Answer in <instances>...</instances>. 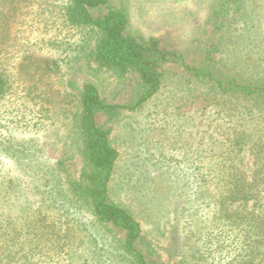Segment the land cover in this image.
<instances>
[{
  "label": "trees",
  "instance_id": "1",
  "mask_svg": "<svg viewBox=\"0 0 264 264\" xmlns=\"http://www.w3.org/2000/svg\"><path fill=\"white\" fill-rule=\"evenodd\" d=\"M243 4L218 0L215 27L239 20L240 26L258 31L253 20L245 19ZM128 25L127 12L109 0H0V104L27 110L36 101L39 119H49L46 90H35L52 61L55 74L60 68L57 59L50 62L44 56V49L67 50L68 55L87 50L88 62L127 80V93L120 98L106 97L90 81L76 85L69 138L82 168L74 178L63 173L64 160L43 158L38 137L13 136L0 117V156L9 159L8 167L0 166V264H95L80 256L87 241L94 252H118L129 264H168L143 252L141 222L111 194L120 153L101 117L139 110L161 90L171 61H181L191 79L210 87L211 101L226 123V140L214 155L218 160L206 163L218 185L214 229H208L215 235L212 251L225 248L217 264H264V205L249 204L264 188V64L222 66L210 59L214 46L205 50L199 64L188 63L178 51L163 47L159 38L141 39L128 32ZM246 151L254 158L249 175L241 168ZM16 169L27 178L17 176ZM198 198L194 193L196 203ZM193 255L195 264L213 259L211 252L195 250ZM177 264H191V259L184 257Z\"/></svg>",
  "mask_w": 264,
  "mask_h": 264
},
{
  "label": "rangeland",
  "instance_id": "2",
  "mask_svg": "<svg viewBox=\"0 0 264 264\" xmlns=\"http://www.w3.org/2000/svg\"><path fill=\"white\" fill-rule=\"evenodd\" d=\"M216 2L219 7L218 0H109V4L127 12L128 32L141 39L159 38L163 47L178 51L188 63L199 64L214 46L210 59L222 66L255 61L264 64V52L260 49L264 47V0H243L245 19L253 20L258 31L255 26H240L239 20L216 28L213 15ZM229 18L233 19L234 15ZM236 24L238 27L234 29ZM86 52L78 50L68 55L67 50H43L50 62L57 59L60 68L58 75L55 74L51 70L52 61L42 78V88L35 90L36 94L46 90L44 95L48 99L44 104L50 111H44L49 119H39L36 101L30 102L33 110L22 106L21 110L5 101L0 104V117L3 123H9L7 131L12 130L11 134L20 138L38 137L44 146L43 158L54 163L64 160L63 173L71 178L78 176L82 168V159L69 138L76 108V85L93 82L109 98H120L127 93V80L96 68L85 59ZM211 94L207 84L185 73L181 61H171L166 66L161 90L139 110L101 117L120 153L111 194L141 222L143 252L168 264H177L184 257L195 264V250L207 255L211 252L210 264H217L218 257L225 253L224 247L222 251L218 247L212 251L216 243L211 238L215 235H210L208 230L214 229L211 225L218 185L206 163L218 160L214 155L216 152L219 155L221 141L226 140L227 134L226 123L219 118ZM12 107L16 108L13 113L9 112ZM23 113H26L24 119ZM212 138L215 145L210 150ZM8 160L0 156V166L8 167ZM253 160L246 151L241 168L248 175L253 172ZM15 174L21 178L28 175L17 173V169ZM203 178L204 184L200 182ZM262 189L250 205L257 203L259 207L261 202L264 205ZM194 193L199 197L197 203ZM88 244L87 241V249L80 256L92 263H130L118 252L104 249L94 252ZM61 264L70 262L63 260Z\"/></svg>",
  "mask_w": 264,
  "mask_h": 264
}]
</instances>
